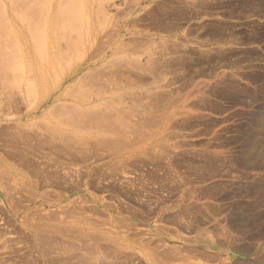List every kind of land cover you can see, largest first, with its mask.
Segmentation results:
<instances>
[{
	"label": "rangeland",
	"instance_id": "1",
	"mask_svg": "<svg viewBox=\"0 0 264 264\" xmlns=\"http://www.w3.org/2000/svg\"><path fill=\"white\" fill-rule=\"evenodd\" d=\"M0 19V264H264V0Z\"/></svg>",
	"mask_w": 264,
	"mask_h": 264
},
{
	"label": "bare ground",
	"instance_id": "2",
	"mask_svg": "<svg viewBox=\"0 0 264 264\" xmlns=\"http://www.w3.org/2000/svg\"><path fill=\"white\" fill-rule=\"evenodd\" d=\"M54 10V9H53ZM53 17H54V14H53ZM2 19H0V21H1ZM128 24V22H126V25ZM11 145H12V143H10ZM14 156V155H13ZM262 259H264V257L262 258ZM257 260V259H256ZM260 261V260H259ZM264 261V260H263ZM262 261V262H263ZM247 263V262H246ZM260 263H261V261H260ZM239 264H242V263H239ZM244 264H245V262H244ZM249 264H251L250 262H249ZM255 264H257V263H255ZM259 264V263H258Z\"/></svg>",
	"mask_w": 264,
	"mask_h": 264
},
{
	"label": "crops",
	"instance_id": "3",
	"mask_svg": "<svg viewBox=\"0 0 264 264\" xmlns=\"http://www.w3.org/2000/svg\"><path fill=\"white\" fill-rule=\"evenodd\" d=\"M235 156H236V154H235Z\"/></svg>",
	"mask_w": 264,
	"mask_h": 264
}]
</instances>
